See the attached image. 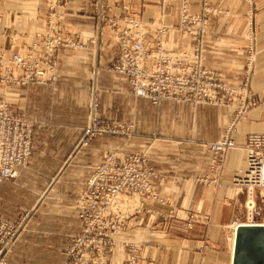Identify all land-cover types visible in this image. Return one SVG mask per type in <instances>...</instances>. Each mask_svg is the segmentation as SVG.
<instances>
[{
    "label": "crops",
    "instance_id": "obj_1",
    "mask_svg": "<svg viewBox=\"0 0 264 264\" xmlns=\"http://www.w3.org/2000/svg\"><path fill=\"white\" fill-rule=\"evenodd\" d=\"M49 2L51 0H0V50L23 48L28 38L37 29H42L41 18ZM128 2L144 20H155L162 15L171 25L178 20L180 0H169L164 9L160 0ZM190 5L193 9L198 8L199 0H190ZM60 10L66 27L78 36L83 46L61 52L54 83L10 85L6 88L12 102L19 109L26 110L28 118L38 124L37 131L53 132L52 139L41 141L50 150L32 155L28 170L33 169L44 176L55 175L53 190L71 187L69 182L72 190L85 187L91 171V150L75 152L68 147H73L88 123L90 85L93 76L97 75L106 92L109 89L116 96L123 94L138 101H148L154 106L148 110L149 119H155L156 115L162 117L159 119L163 122L149 126L147 134L139 136L147 142L152 141V159L165 163L167 177L160 191L169 200V204L163 206L137 202L139 205L122 222L110 255V264H126L129 241L139 246L141 264H232L234 243L230 248L229 235L233 222L236 220L239 224L237 220H242L246 198L245 193L239 192L233 184V178L236 170L246 165L247 134L264 130V78H253L254 94L262 103L248 111L238 123L236 146L227 154L220 185H205L196 179L207 165L210 150L206 144L221 137V114H225L224 128L227 120L234 116L235 108L174 101L153 104L134 95L129 90L131 85L127 78L106 67L117 54L116 41L107 34V30L100 28L90 2L66 0ZM91 39L96 42L91 43ZM167 43L169 47L180 49L192 46L191 39L178 31L168 35ZM219 44L218 37H213L211 33L207 46H204L206 63L224 67L228 77L235 71L237 76L231 78L232 81L243 82L245 58L239 55V51H244V47ZM207 125L212 131L205 130ZM50 153H56L52 156L55 162L50 163ZM7 191L4 186L0 187L3 209L9 202ZM158 209L163 215L154 212ZM2 217L9 219L10 210L7 213L3 211Z\"/></svg>",
    "mask_w": 264,
    "mask_h": 264
},
{
    "label": "rangeland",
    "instance_id": "obj_2",
    "mask_svg": "<svg viewBox=\"0 0 264 264\" xmlns=\"http://www.w3.org/2000/svg\"><path fill=\"white\" fill-rule=\"evenodd\" d=\"M56 1L57 0H51V2H49L48 9L45 15H43V17L41 18L42 29H37L28 38L27 42L23 45V48L14 51H4L8 54L14 52H21L26 54L28 53V50L31 46H37L39 44V40L41 37L48 36L50 33V25L52 21V19L48 17V14L51 4L55 3ZM65 1L66 0H61V4L60 6H58V10L62 14V22L64 25L65 23L63 20V13L60 9L61 6L64 5ZM128 1L129 0H118V3L121 5L117 6V1L111 0L110 4L113 6L112 12L119 13L125 6L128 12L146 22L148 27L146 33V41L149 45H157L158 29L160 28L161 24H164L167 26V30L162 37V43L165 47L178 51L191 52L199 44V46H202L203 49V64L206 70H204L205 73L202 75V85L205 89H209L210 91H212L213 96L210 98L204 97L200 100L199 104L175 99H163L159 103L163 101H174L178 103H190L194 105H212L219 108L234 107V116L230 117V119L227 120L224 128L222 127V124L224 122L225 114H221V137L219 139L226 135L229 127L232 124V121L236 120L235 129L233 132V136L235 139L238 123L243 120L248 111L258 108L262 103V100L259 98V96L254 94L252 81L254 77L264 78V2L260 3L259 0H199L198 8L193 9L190 5V0H180L178 20L176 24L171 25L165 21L164 15L155 20H144L138 14V12L133 10L132 4H130V2ZM168 2L169 0H160L163 9L166 7V4H168ZM90 4L92 6L93 13V5L91 2ZM184 13L190 16H199V23H189L188 25L192 29H197L199 27V43L196 34L184 30L180 27L182 16ZM65 28L71 34L77 36L76 34L72 33L66 27V25ZM104 29L107 30V34L113 38L110 29L108 27L107 29ZM211 30H213L214 32H211ZM216 30H218V32H215ZM177 31L185 36H188L191 39L192 46L190 48L180 49L169 47L170 45H168L167 43V37L169 34H174ZM211 33L213 37H218L220 42L219 46H239V48L241 49H243L244 47V51H239V55L241 57L244 56L245 58L243 82L239 83L236 81H232L231 78H233L235 75L237 76L235 71L228 77L226 76L227 70L224 67L218 65L211 66L206 63L204 56V46H207V39L208 37H210ZM92 40L96 42L95 39H91V43H94ZM115 57L106 66L109 71H112L110 68L113 61L115 60ZM118 74L123 75L121 73ZM123 76L126 77L125 75ZM97 78V75H95L91 80V99L89 102V119L87 125L91 120V109H93L95 102H97V111L99 114L98 117L106 122L116 124L119 130L117 133L98 135L92 138L88 145L78 146L84 134V129L87 126L86 125L82 130L80 138H78V140L73 144V147H68V149L75 152H80L87 149L91 150V171L85 187L80 190H78L79 188L72 190L71 182H69V185L71 187L53 190V184L56 181L55 175L44 176L37 173L33 169L28 170L32 155H40L50 150L46 149V145H42L41 141L44 138L52 139L54 137L52 135L53 132L37 131L36 129L38 127V124L34 120L28 118L26 110L19 109L12 102V99L9 97L6 89L10 85L25 86L32 83L52 84L57 79L55 81L50 80L47 83H37L35 81H30V83L28 84L17 81L0 82V100L10 102L12 106L18 111H24L27 118L34 124L33 148L28 164L20 168L19 174L16 177L2 180L3 182L0 183V187L4 186L8 190L7 198L9 199V202H6L4 209L3 203L0 202V205H2V207L0 206V229L5 221L13 222L16 226V234L12 239H10L9 242L0 241V248L1 246L6 245L7 256L5 257V259L7 261V264H62L64 262L67 257L68 250H70L73 246L71 236H73L74 234H80L83 230V224L79 222L81 221V219L78 215L77 209L81 193H83V191L86 189L88 180L94 170L95 165L106 155H114L118 160H124L126 157L133 154L144 155L148 158L149 164L164 176V179L160 180L156 187V193L158 194L157 199L143 200L142 197L137 193L123 195L112 205L114 209L111 214H113L114 211L119 212L123 216V222L127 218V216L129 217V215H131L134 208L140 203L144 204L146 202H152L161 206L169 204L168 198L166 196H163L160 191V186L167 177L164 169L165 163L162 161H160V163H157V161L155 162L152 159V141L147 142V140L141 138L142 136H139L146 135L149 130L148 128H150L151 125H154L155 123L158 125L159 123L163 122L162 119H159L161 116L158 117V115H156L155 119H149L148 110H151V108L154 107L152 104L144 100H135L128 95H126L127 97H125L123 94L116 96V93L112 92L109 89L106 92L105 88H102V86L99 84ZM129 90L134 95H136L132 89V85L131 88L129 87ZM249 96L257 100L256 106L247 105ZM152 103L159 104L154 102ZM241 110L242 112L240 113ZM205 118L210 119L211 116H206ZM205 130L212 131L211 127H208V125L207 127H205ZM254 132H249L247 134V140L248 135ZM152 136L155 137L154 133H152ZM210 142H207V144ZM207 144L206 147L208 148ZM55 147L56 146H54L53 148ZM70 152L68 154H70ZM55 154L56 153H50L48 155L50 163L55 162V159L52 158V156H55ZM210 156L211 151L203 173L196 180L205 185L218 186L221 183L222 175L225 169L226 158L220 175L219 183H213L205 181V178L210 174ZM50 163L49 165H51ZM237 190L239 192H244L246 195L242 220L237 221H240V223H245L251 217V219L254 220L255 223H264V203L257 200L255 208L250 212V209L247 207V193L243 190H240L239 188H237ZM73 191L75 194L74 196H72ZM8 209L10 210L11 217L9 219L3 218V211H6L7 213ZM154 212L156 214L163 215L161 209L155 210ZM80 224H82L81 227ZM236 224L237 222L235 220L232 224V231L229 235L230 248L232 244V235L234 234V228L237 229L236 227H238V225L236 226ZM115 244V242L112 243L111 249L108 250L105 256L107 264H110V255L115 248ZM127 245L126 264H131L133 260V254L136 255L135 264H141L142 257L140 254L139 246L132 241H129ZM97 262L99 263L100 260H97ZM78 264H82V260L78 261Z\"/></svg>",
    "mask_w": 264,
    "mask_h": 264
},
{
    "label": "built area",
    "instance_id": "obj_3",
    "mask_svg": "<svg viewBox=\"0 0 264 264\" xmlns=\"http://www.w3.org/2000/svg\"><path fill=\"white\" fill-rule=\"evenodd\" d=\"M93 5L94 16L101 28L110 29L116 40L117 55L111 70L125 75L134 93L154 103L163 99H175L199 104L213 93L202 85L204 70L203 49L199 44L191 52L167 48L162 37L167 26L158 29V43L146 41L147 23L127 11L124 6L113 13L111 0H88ZM117 6L121 4L118 3ZM61 0L51 4L48 17L52 19L50 33L41 37L37 46L28 53L8 54L0 50V82L12 81L24 84L35 81L47 83L57 79V68L64 49L83 46L77 36L68 32L58 10ZM189 23H199V16L183 14L180 27L197 35L199 27L192 29ZM107 26V27H106ZM94 42V40H92ZM248 106H256L257 100L248 97ZM98 103L91 109V120L84 129L78 146H85L92 138L118 132V126L98 117ZM242 110L240 111V113ZM236 120L219 140L207 144L211 151L210 174L205 181L219 183L227 152L236 145L233 132ZM34 124L24 111L0 100V181L14 178L20 168L28 164L33 148ZM246 165L238 168L233 184L247 193V207L253 210L256 201L264 203V131L248 135ZM164 176L155 170L144 155H129L118 160L114 155L104 156L94 167L86 189L81 193L77 206L83 224L80 234L71 236L73 246L62 264H107L105 256L115 242L123 216L113 211L116 200L130 193L139 194L143 200L158 198L156 187ZM15 224L5 221L0 229V241L9 242L16 234ZM15 229V230H14ZM6 245L0 248V264H7ZM135 264L136 255H132ZM97 260H100L98 263Z\"/></svg>",
    "mask_w": 264,
    "mask_h": 264
},
{
    "label": "water",
    "instance_id": "obj_4",
    "mask_svg": "<svg viewBox=\"0 0 264 264\" xmlns=\"http://www.w3.org/2000/svg\"><path fill=\"white\" fill-rule=\"evenodd\" d=\"M232 264H264V224L240 223L235 231Z\"/></svg>",
    "mask_w": 264,
    "mask_h": 264
},
{
    "label": "bare ground",
    "instance_id": "obj_5",
    "mask_svg": "<svg viewBox=\"0 0 264 264\" xmlns=\"http://www.w3.org/2000/svg\"><path fill=\"white\" fill-rule=\"evenodd\" d=\"M251 209V208H250ZM252 210H250L251 212ZM245 222V221H244ZM242 223V222H241ZM258 223V222H257ZM245 224H255V221L251 219V217L245 222ZM264 224V223H263ZM239 225L238 223L236 224V226ZM237 228V227H236ZM235 228H234V236H233V240L232 242L234 243V239H235Z\"/></svg>",
    "mask_w": 264,
    "mask_h": 264
}]
</instances>
